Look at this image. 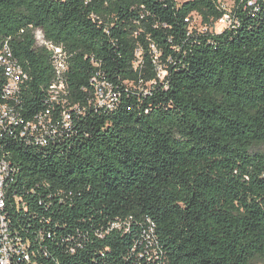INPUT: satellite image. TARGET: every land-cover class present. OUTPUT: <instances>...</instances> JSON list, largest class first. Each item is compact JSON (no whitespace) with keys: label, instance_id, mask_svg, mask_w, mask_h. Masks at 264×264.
Returning <instances> with one entry per match:
<instances>
[{"label":"trees","instance_id":"1","mask_svg":"<svg viewBox=\"0 0 264 264\" xmlns=\"http://www.w3.org/2000/svg\"><path fill=\"white\" fill-rule=\"evenodd\" d=\"M231 1L216 32L221 0H0V53L25 74L7 98L0 66L12 264H264V0ZM37 29L66 55L64 103Z\"/></svg>","mask_w":264,"mask_h":264},{"label":"built area","instance_id":"2","mask_svg":"<svg viewBox=\"0 0 264 264\" xmlns=\"http://www.w3.org/2000/svg\"><path fill=\"white\" fill-rule=\"evenodd\" d=\"M253 1H249L251 4ZM221 3V2H220ZM224 9V8H223ZM225 10V9H224ZM231 23L230 10H225L224 14L215 22V25H221L226 28ZM214 25V26H215ZM222 28V29H223ZM221 29V30H222ZM39 30V29H37ZM220 30V31H221ZM41 32V30H39ZM219 32V31H218ZM42 33V32H41ZM36 37V31H35ZM42 42L48 50L52 51V64L55 71V81L49 87L50 99L57 103L66 102L65 95L67 94L66 83L64 81L63 74L67 70L66 55L62 49L58 46L53 45L51 42L44 39L42 33ZM36 44L38 46L37 38ZM5 54L0 53V66L4 67L5 74L8 77L7 84L4 88V96L16 98V94L19 91V84L25 74L21 68L11 59V53L8 48L4 47ZM95 85V103L98 107L106 106L112 108L117 101V93L113 90L111 83L104 79H97V75L93 77ZM108 99V100H107ZM75 107V106H74ZM73 107V108H74ZM75 109V108H74ZM49 111H47L48 113ZM63 120L68 121L69 114L63 112ZM42 115H37V125L33 122H27L26 127H31V135L39 142L45 143L46 139L53 133V125L50 127L48 124H43ZM18 116L14 111L13 107L8 105L0 106V123L4 122H17ZM67 125V122L65 123ZM10 175V166L4 159H0V264H12L14 259L19 255L17 247L14 245L13 238L9 234L8 224L2 214V210L5 207L6 200L4 194V186L6 179ZM27 259V256H24Z\"/></svg>","mask_w":264,"mask_h":264},{"label":"rangeland","instance_id":"3","mask_svg":"<svg viewBox=\"0 0 264 264\" xmlns=\"http://www.w3.org/2000/svg\"><path fill=\"white\" fill-rule=\"evenodd\" d=\"M179 3L184 2L186 0H177ZM233 3L231 0H221V8H224L225 10L229 11L232 7ZM189 23H190V27L192 29H196L199 31H205L208 30V28L206 27V25L202 22V19L200 17V15L196 14V13H191V16L189 18ZM223 27L221 25H215L213 28V31H220ZM36 38H37V42H38V46L44 45V43L42 42V33L39 30H36ZM108 100V99H107ZM76 109V107H74Z\"/></svg>","mask_w":264,"mask_h":264}]
</instances>
